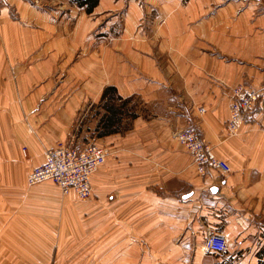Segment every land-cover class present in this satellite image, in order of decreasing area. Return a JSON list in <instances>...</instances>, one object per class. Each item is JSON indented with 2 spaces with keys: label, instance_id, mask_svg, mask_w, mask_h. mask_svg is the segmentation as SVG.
Here are the masks:
<instances>
[{
  "label": "crops",
  "instance_id": "0c3cea01",
  "mask_svg": "<svg viewBox=\"0 0 264 264\" xmlns=\"http://www.w3.org/2000/svg\"><path fill=\"white\" fill-rule=\"evenodd\" d=\"M89 15L80 9L44 13L28 0H0V70L15 62L32 71L59 65L46 59L44 44L30 40L44 39L49 29L62 34L73 26L78 40H115L102 50L110 59L103 60L101 83L149 103L168 91L173 111L181 114L188 103L204 107L199 132L233 172L183 176L188 157L171 140L167 116L154 119L157 127L137 119L131 136L105 137L124 150L107 176L102 171L103 185L109 190L112 180L115 187L94 191L85 202L74 192L29 190L25 175L32 165L11 160L5 164L11 169L0 174V264H260L264 99L256 108L261 127L227 137L225 122L230 87L264 88V0H99ZM147 129L153 138L145 137ZM152 158L163 167L149 168ZM16 167L22 175L15 176ZM209 230L222 231L231 254L205 252Z\"/></svg>",
  "mask_w": 264,
  "mask_h": 264
},
{
  "label": "rangeland",
  "instance_id": "374dc122",
  "mask_svg": "<svg viewBox=\"0 0 264 264\" xmlns=\"http://www.w3.org/2000/svg\"><path fill=\"white\" fill-rule=\"evenodd\" d=\"M28 1L40 12H57L61 15L70 13L72 9L87 11L89 15L99 3L98 0V3L91 10H88V5L82 3L85 0ZM95 29L96 27L93 30ZM73 30H75V27L72 26L68 28V32L60 34L59 30V33H57L55 30L49 29L44 39H30L34 42L39 40L41 47L44 44L46 59L59 61V65H55L53 69L32 71L28 70V67L19 66L15 62L11 69L0 70V174H5L11 169L5 166L9 161L19 160L28 166L32 165L25 175L29 190L42 189L46 192L59 190L63 196L68 195L70 192L75 193L74 190L65 191L67 189L64 188V190L50 181L35 185L31 184L29 180L30 174L44 164L50 153L49 157L52 158L58 154L60 155L64 148L70 152L74 161L80 160V158L88 160L97 156L103 157L104 163L98 165L93 171L89 166L87 168L83 166L79 183L84 181L87 173L90 175L92 193L104 190L111 193L113 187H115L114 181L110 180L107 183L110 186L108 190L103 185L102 177L107 176L108 171L111 172L113 166H107L114 163L119 156V152L123 154L124 150H120L118 146H115L116 142L105 141L107 140L105 137L108 135H101L104 128L100 124V120L104 115L109 114L104 105L106 101H103V95H105V90L109 88L114 90L111 94L115 100L111 104L122 111L120 113L121 125L117 134L131 136L129 131L135 127L137 121L140 122L139 118L147 121V127H157L154 119L157 120L159 116H167L168 120L164 119L163 121H169V126L166 128L171 130V140L173 139V142H176L181 149L183 148L184 154L188 157L185 167L186 172L183 176H192V174L197 173L201 177L213 178L212 176L215 175L228 176L233 172L229 165L230 171L222 173L210 168L206 162L202 164L205 160L202 159L201 162L200 157L191 149L192 143L203 144L208 153L214 155L215 160L228 164L216 156L214 146L208 143L200 133L201 116L206 113L204 107L188 103L189 106L186 107L183 114L174 112L173 105L167 99V96L171 94L168 91L162 92L155 102L150 103L141 97H122L116 87L101 83L107 73L102 68L103 60L109 61L110 59V55L102 50L104 47H111L115 40L110 39V41H106V44H104L105 40L103 41L100 37H83L82 40H78ZM116 33L117 29L112 31L113 37H117ZM70 52H72V56L69 55ZM113 55L117 58L116 54ZM32 58H30L29 65L33 62ZM87 64L92 70H86ZM76 65H84L80 73L75 71ZM245 90L256 94L254 104L249 105L245 101L248 99ZM229 91V117L225 122L226 136L235 137L240 135L245 126L261 127L262 120L259 114H256L258 110L256 108L260 99H264V88L255 89L237 85L230 87ZM75 101L76 103H74ZM74 106H76V112L70 115L69 111H72ZM178 113L180 114L178 115ZM234 113L239 124L236 123ZM159 124L158 127H163L160 122ZM142 127L144 126L142 125ZM158 132L156 131L155 134H158ZM152 136L153 131L147 129L145 137L153 138ZM116 137L118 138V136ZM32 147H35L34 151L30 150ZM39 148H42V151ZM41 159L42 162L39 164ZM152 159L154 162L150 164L153 165L148 166V161L146 166L153 170L163 167L161 159ZM14 173L15 176L22 175V171L18 167L14 168ZM94 175L96 177L93 182ZM190 189H187L185 193L188 194ZM157 194L164 199L162 193ZM181 195L180 193L177 195L178 199L181 198ZM81 201L85 202L86 200ZM218 231L209 230L204 241V248L208 236L212 232H222ZM205 252H207L206 249ZM244 252L245 250L241 253ZM225 254H231L229 249ZM255 254L260 257V264H264V247L257 248Z\"/></svg>",
  "mask_w": 264,
  "mask_h": 264
},
{
  "label": "built area",
  "instance_id": "2783aa9c",
  "mask_svg": "<svg viewBox=\"0 0 264 264\" xmlns=\"http://www.w3.org/2000/svg\"><path fill=\"white\" fill-rule=\"evenodd\" d=\"M245 91L246 96L248 97V99H246L245 101L249 105L254 104L256 94L249 90ZM233 116L236 120V123L239 124L238 118L235 113ZM202 145L203 144L199 143L191 144L192 151H194L201 158L200 159L198 157L199 160H201V162L202 159L205 160L202 162V164L206 162L210 168L218 170L222 173L230 171V167L228 166V164L219 160H215L214 155L212 153H208L207 149L204 148L205 146ZM49 155L46 157L44 164L35 169L30 174L29 180L31 184L36 185L50 181L53 184L60 186L62 189H67H64L65 191L74 190L78 198L81 200H87L91 198L92 186L89 177L90 175L86 173L84 181L82 183H79L80 173L83 170V166L85 168L89 166L93 171L98 165L104 163V158L97 156L94 159L87 160L80 158V160L74 161L70 152L64 148L63 151H61L60 155L58 154L52 158H50ZM205 249L207 252L212 254L225 253L228 249L226 236L223 233L212 232L205 242Z\"/></svg>",
  "mask_w": 264,
  "mask_h": 264
},
{
  "label": "trees",
  "instance_id": "16d2710c",
  "mask_svg": "<svg viewBox=\"0 0 264 264\" xmlns=\"http://www.w3.org/2000/svg\"><path fill=\"white\" fill-rule=\"evenodd\" d=\"M84 4L88 5V10H91L97 3L98 0H85V2H82ZM111 88L105 90V95H103V101L105 102L106 110L109 114L104 115L102 120H100V124L103 125L104 132L101 134L103 136H107L113 133H117L119 130V126L121 125V116L120 113L122 112L119 108H115L111 102L114 99ZM114 92V90H113Z\"/></svg>",
  "mask_w": 264,
  "mask_h": 264
}]
</instances>
